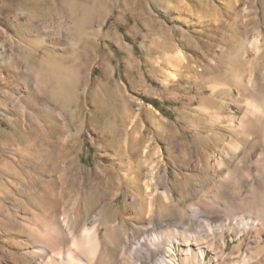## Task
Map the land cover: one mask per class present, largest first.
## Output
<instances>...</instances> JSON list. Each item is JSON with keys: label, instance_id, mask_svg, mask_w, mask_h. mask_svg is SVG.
<instances>
[{"label": "rangeland", "instance_id": "1", "mask_svg": "<svg viewBox=\"0 0 264 264\" xmlns=\"http://www.w3.org/2000/svg\"><path fill=\"white\" fill-rule=\"evenodd\" d=\"M256 37L264 42V0H0V264L20 254L28 215L48 226L62 218L43 216L51 202H77L80 222L101 209L122 219L128 186L117 197L112 185L124 140L138 142L137 162L152 141L155 162L177 175V205L178 192L190 203L213 186L209 170L199 185L185 164L218 154L231 134L197 129L192 114L206 104L242 116L232 70L261 65ZM224 240L228 252L240 242L235 231Z\"/></svg>", "mask_w": 264, "mask_h": 264}, {"label": "bare ground", "instance_id": "2", "mask_svg": "<svg viewBox=\"0 0 264 264\" xmlns=\"http://www.w3.org/2000/svg\"><path fill=\"white\" fill-rule=\"evenodd\" d=\"M249 43L263 61L260 65L254 57L241 69L233 67L236 93L232 100L244 106L242 116L206 104L192 114L200 122L197 129L204 121L214 130L223 124L231 134L218 154L204 162L193 156L185 164L188 177L199 185L209 170L215 177L213 186L202 185L198 198L190 203L178 192L181 204L177 205L170 188V183L175 186L177 175L155 162L152 141L141 148L144 157L137 162L134 154L139 150L131 145L138 142L124 140L120 148L128 160L118 155L115 158L120 170L112 185L117 197L124 185L128 186L126 205L130 208L121 211L122 219L113 224L101 209L80 222L85 208L77 202H70L72 210L65 203L51 202L43 216L55 218L61 213L62 218L48 226L28 215L30 232L18 241L20 254L7 251L12 264H264V42L256 37ZM219 84L212 86L214 91ZM159 127L161 136L167 127ZM173 134H181V129L176 126ZM141 166L146 174H139ZM178 176L183 178V173ZM171 207L178 209V221L171 218ZM231 231L237 233L240 242L228 252L224 236ZM249 237H254L252 244L246 241Z\"/></svg>", "mask_w": 264, "mask_h": 264}]
</instances>
